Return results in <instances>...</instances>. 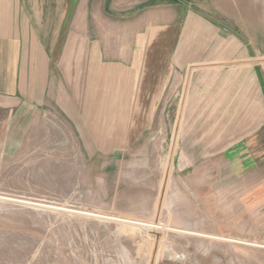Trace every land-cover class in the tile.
<instances>
[{
  "label": "rangeland",
  "instance_id": "374dc122",
  "mask_svg": "<svg viewBox=\"0 0 264 264\" xmlns=\"http://www.w3.org/2000/svg\"><path fill=\"white\" fill-rule=\"evenodd\" d=\"M104 1L102 68L75 17L18 68L0 53V264H264V0ZM182 45L161 99L113 67Z\"/></svg>",
  "mask_w": 264,
  "mask_h": 264
},
{
  "label": "crops",
  "instance_id": "0c3cea01",
  "mask_svg": "<svg viewBox=\"0 0 264 264\" xmlns=\"http://www.w3.org/2000/svg\"><path fill=\"white\" fill-rule=\"evenodd\" d=\"M112 1L113 3H117L118 0H110V2ZM90 2L96 4L95 10L93 6L90 7ZM104 3V0H0V53L4 52V59L10 58L12 64L11 67L18 68L21 66L18 63L21 61V59L19 60L18 53L23 51H37L39 53H41V51H48L49 48L47 47V44H49V42L45 37H49L53 32H56L55 35L60 34L58 32L59 28H64V35H72V20L75 17V19L80 21L79 35L82 37V50L86 53V58H88V61L86 60V62L89 63V57H93L94 52H96V60H91V67L102 68L104 66V62H102L104 61L102 60L104 55H102L101 52L104 54L105 45L103 46V44L105 43L103 42V39L102 41L99 40V37L105 36V32L103 31L104 27H100L98 21H104L105 19L103 14L105 9ZM73 4H79L80 9L76 10L77 8H74ZM186 18H188V23L190 24V22L197 17L194 12L188 11ZM90 20L96 22L95 31H92L91 33L89 30ZM57 23L59 28L56 27ZM30 35L33 37L32 43L30 41L31 46L25 48L24 45H26V43L24 37ZM60 35H62V33ZM183 35L185 36V31H183L182 37ZM90 37H97V39L90 41ZM179 39H181V36ZM132 48L133 51L137 50L136 47ZM162 49L163 47L160 49V52L164 53V50ZM184 51L183 45L180 48L176 46L175 49H170L167 51L170 53L168 60H134L132 58V60L129 61H126L125 59L121 61L120 55H118L119 59L113 60V67L118 68L120 71L122 66L139 69L135 72L134 81L131 79L129 83L135 84V87L130 86L129 90L136 94V99H161L167 92L169 83H173V75H176L179 70L183 71L186 65L192 63L189 62V59H185ZM114 52H116V47L114 48ZM10 53L15 54L11 55ZM116 56L117 55H114V57ZM129 57H131V55ZM0 58H2V56H0ZM40 66L39 59L37 67ZM248 75L249 69H246L241 70L235 76L237 80H240V92L243 94V99H247L249 93ZM16 78L17 74H15V83ZM117 78L119 80L118 83L121 84L120 73ZM234 79L235 78L232 77L231 85L232 83H235V81H233ZM257 79L258 75L255 72V75H251V80L255 82ZM6 83H8V80L4 77V84ZM217 83L218 78L214 77L210 83V89H214L213 86H215L214 92L216 94H219L220 92V98L224 97V99H228V89L231 86H224V88L220 86L217 87ZM225 83H227V79H225ZM195 90H193V96H198L200 90L197 88H195ZM177 92L179 95L180 91L178 90ZM0 93L4 94L1 91ZM40 97L41 94L38 92V95L35 98L32 97V99H29L24 95L21 98L24 100H31V102L35 104L39 102L38 99H40ZM197 113L199 112L195 109L193 115ZM214 130H216V128H214ZM191 131L196 132V136H199L201 127L198 124H193ZM182 163L183 169L190 167L189 162Z\"/></svg>",
  "mask_w": 264,
  "mask_h": 264
},
{
  "label": "bare ground",
  "instance_id": "6f19581e",
  "mask_svg": "<svg viewBox=\"0 0 264 264\" xmlns=\"http://www.w3.org/2000/svg\"><path fill=\"white\" fill-rule=\"evenodd\" d=\"M152 225V224H151Z\"/></svg>",
  "mask_w": 264,
  "mask_h": 264
}]
</instances>
